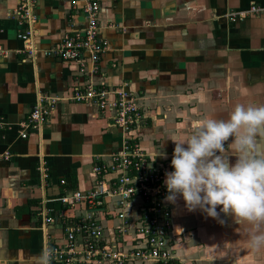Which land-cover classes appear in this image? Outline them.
<instances>
[{"label":"crops","instance_id":"0c3cea01","mask_svg":"<svg viewBox=\"0 0 264 264\" xmlns=\"http://www.w3.org/2000/svg\"><path fill=\"white\" fill-rule=\"evenodd\" d=\"M98 1L100 36L108 47L99 72L91 74L80 72L76 61L27 57L17 37V1L0 0V264H41L45 237L53 246L63 241V226L56 221L44 231L36 214L43 195L41 161L49 168L45 194L53 199L60 179L70 188L87 189L92 166L121 146L115 111L73 101L74 86H124L133 93L147 116L135 136L145 151L156 150V161L169 163V172L173 140L191 135L193 121L227 119L238 103L264 104V13L235 21L227 16L253 3L264 7V0ZM83 2L35 0L37 48H51L81 29ZM39 93L56 103L41 131L22 138L19 123ZM258 146L264 149V141ZM170 205L173 249L182 264H264V247L249 244L251 226L236 223L220 206L214 219L189 212L182 197ZM49 264L60 263L49 259Z\"/></svg>","mask_w":264,"mask_h":264},{"label":"built area","instance_id":"2783aa9c","mask_svg":"<svg viewBox=\"0 0 264 264\" xmlns=\"http://www.w3.org/2000/svg\"><path fill=\"white\" fill-rule=\"evenodd\" d=\"M16 1L17 37L24 42L27 57L35 60L41 54L76 61L82 73L99 72V60L108 43L100 36L98 0H84L85 25L66 33L58 44L48 49H39L35 44V0ZM262 13L264 7L253 3L246 10L227 16L235 21ZM70 98L102 110H114L113 122L121 129L122 142L107 159L100 158L92 166V181L87 189L70 188L65 179H60L61 192L53 199L45 194L49 168L45 162L39 163L37 171L43 195L36 214L44 231L56 221L64 231L63 241L58 246H53L45 237L43 254L50 251L49 259L60 264H182L173 249L172 207L165 199L168 191L164 180L169 163L153 162L152 155L136 138L135 132L143 126L146 116L140 113L133 93L124 86L115 88L90 83L74 86ZM56 100L37 95L28 115L19 123L22 138H26L30 130L41 131ZM4 157L8 159L10 152L5 151ZM67 211L75 214L68 215Z\"/></svg>","mask_w":264,"mask_h":264},{"label":"clouds","instance_id":"9594fccd","mask_svg":"<svg viewBox=\"0 0 264 264\" xmlns=\"http://www.w3.org/2000/svg\"><path fill=\"white\" fill-rule=\"evenodd\" d=\"M192 129L191 135L173 140L166 201L182 197L189 212L199 210L214 219L220 206L236 223L251 226L252 248L264 247V149L258 146L264 141V104L238 103L227 119H198ZM157 155L155 150L153 162ZM50 255L45 252L41 264H49Z\"/></svg>","mask_w":264,"mask_h":264},{"label":"rangeland","instance_id":"374dc122","mask_svg":"<svg viewBox=\"0 0 264 264\" xmlns=\"http://www.w3.org/2000/svg\"><path fill=\"white\" fill-rule=\"evenodd\" d=\"M136 103H137V102H136ZM137 106H138V109H139L140 113L145 114L144 110L141 108V104H137ZM145 116H146V114H145ZM146 123H147V116H146V118L144 119V121L142 122V125H143V124H146ZM140 125H141V124H140ZM141 128H142V126H141Z\"/></svg>","mask_w":264,"mask_h":264},{"label":"trees","instance_id":"16d2710c","mask_svg":"<svg viewBox=\"0 0 264 264\" xmlns=\"http://www.w3.org/2000/svg\"><path fill=\"white\" fill-rule=\"evenodd\" d=\"M60 192H61V190H60ZM60 192H59V193H60Z\"/></svg>","mask_w":264,"mask_h":264}]
</instances>
